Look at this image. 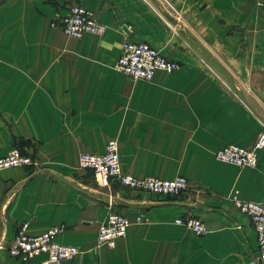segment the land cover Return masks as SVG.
<instances>
[{
	"label": "crops",
	"instance_id": "0c3cea01",
	"mask_svg": "<svg viewBox=\"0 0 264 264\" xmlns=\"http://www.w3.org/2000/svg\"><path fill=\"white\" fill-rule=\"evenodd\" d=\"M260 2L0 0V157L17 146L37 164L0 171V264L45 259L6 253L21 223L26 235L64 227L55 241L80 253L59 264H255L254 232L231 201L264 206V147L254 168L213 153L249 148L264 128ZM72 4L90 11L103 34L70 39L51 28ZM124 41L148 44L176 70L149 82L116 72ZM108 139L118 143L122 174L182 176L186 190L166 197L115 181L99 187L77 156L101 155ZM109 211L128 228L113 248L94 249ZM185 217L205 234L174 223Z\"/></svg>",
	"mask_w": 264,
	"mask_h": 264
},
{
	"label": "built area",
	"instance_id": "2783aa9c",
	"mask_svg": "<svg viewBox=\"0 0 264 264\" xmlns=\"http://www.w3.org/2000/svg\"><path fill=\"white\" fill-rule=\"evenodd\" d=\"M260 7L263 11L264 21V0H261ZM49 25L70 39H79L86 34L100 36L104 32L103 25L93 17L92 13L76 4L70 5L65 16L50 22ZM113 68L131 80L149 82L157 72L172 73L176 70L177 64L165 59L158 51L144 42L124 41L120 45L119 55ZM263 147L264 128L258 133L249 148L226 145L217 149L213 156L216 161L237 168H254L257 164V152ZM18 167L33 171L37 168V164L32 154L23 153L16 146H12L4 156L0 157V171ZM77 168L80 171L91 173L97 185L103 188L115 181L119 186L133 191L166 197H176L187 188V181L182 176L162 180L154 177H134L122 174L118 161V143L115 139L106 141L104 152L101 155L79 154ZM231 202L238 213L248 218L254 232L256 244L254 263L264 264V206L238 199H232ZM174 223L190 230L196 236L205 234L203 224L196 218H179L175 219ZM128 225L127 219L122 215L112 211L107 212L103 222L97 228L94 249L113 248L115 242L124 237ZM25 226V223H21L9 245L5 248L10 257L22 263L32 257L44 255L45 259L40 264H59L64 261H72L80 253V250L74 246L62 245L55 241L56 237L64 232L63 226L49 227L37 235H26L24 233ZM3 249L1 242L0 250Z\"/></svg>",
	"mask_w": 264,
	"mask_h": 264
},
{
	"label": "trees",
	"instance_id": "16d2710c",
	"mask_svg": "<svg viewBox=\"0 0 264 264\" xmlns=\"http://www.w3.org/2000/svg\"><path fill=\"white\" fill-rule=\"evenodd\" d=\"M17 147V146H16ZM17 148H19V147H17ZM20 149V148H19ZM21 150V149H20Z\"/></svg>",
	"mask_w": 264,
	"mask_h": 264
},
{
	"label": "rangeland",
	"instance_id": "374dc122",
	"mask_svg": "<svg viewBox=\"0 0 264 264\" xmlns=\"http://www.w3.org/2000/svg\"><path fill=\"white\" fill-rule=\"evenodd\" d=\"M155 9V8H154ZM158 13V12H157Z\"/></svg>",
	"mask_w": 264,
	"mask_h": 264
}]
</instances>
